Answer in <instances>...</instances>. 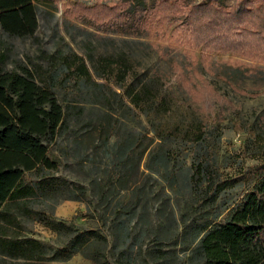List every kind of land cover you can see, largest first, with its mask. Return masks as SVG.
<instances>
[{
    "label": "trees",
    "instance_id": "trees-1",
    "mask_svg": "<svg viewBox=\"0 0 264 264\" xmlns=\"http://www.w3.org/2000/svg\"><path fill=\"white\" fill-rule=\"evenodd\" d=\"M119 1L124 6L121 14L125 15L113 19L107 29L145 44L141 39L151 34L149 16L166 6L168 0ZM205 1L193 11L199 23L195 35L206 49L212 43L204 29L207 35L217 34L216 44L229 50H236L235 45L247 40L252 48L264 47L260 7L254 9L253 2L243 1L226 9L224 0ZM38 10L35 0H0V26L11 37H34L39 28ZM102 39H107L113 50L87 56L73 50L42 51V62L32 70L0 68V254L25 264H50L67 262L92 245L107 244L100 232L89 230L72 239L69 249L53 251L34 238L13 234L22 219L32 216L29 203L35 199L62 196L65 200L85 201L86 189L73 188L56 177L53 173L59 163L48 155L53 143L72 133L76 140L87 136L95 143L102 139L101 145L91 150L105 147L111 151L101 179L94 182V191L111 218L115 264H138L133 253L136 248L143 249L145 239L162 244L148 249L153 264H170L172 260L179 263L175 252L163 247L179 236V223L165 186L185 206L180 217L182 244L190 245L205 233L192 249L190 264H264V151L244 177L225 175L218 164L221 115L213 113L210 106L194 107L181 74L185 67L174 58L166 59L177 87H165L160 73L140 71L138 61L118 44L130 41ZM200 63L203 71L231 85L244 86L253 81L264 86V67L217 66L202 59ZM87 105L102 111L96 121L87 119ZM142 115L159 140L148 155L146 169L166 184L153 197L155 191L149 183L153 178L141 171L153 138L120 124L121 119ZM28 174L34 181H26ZM242 183L253 185L242 205L226 223L209 229L230 207L225 200L229 192ZM37 220L54 232L68 228L45 213ZM91 259L108 264L100 257Z\"/></svg>",
    "mask_w": 264,
    "mask_h": 264
},
{
    "label": "rangeland",
    "instance_id": "rangeland-1",
    "mask_svg": "<svg viewBox=\"0 0 264 264\" xmlns=\"http://www.w3.org/2000/svg\"><path fill=\"white\" fill-rule=\"evenodd\" d=\"M243 1L253 2L254 9L260 7L261 15H264V0H224V4L228 9ZM192 2V5H189L186 0H168L166 6L158 9L152 17L149 16L151 20L147 26L151 34L141 39L145 44H140L132 42V37H121L107 29L113 19L125 15L121 14L124 6L119 0H35L39 9V28L34 37H11L0 26V68L20 71L22 67H27L32 70L37 63L42 62V51L51 53L61 49L73 50L83 56L93 52H107L113 50L114 46L102 38L113 37L118 41L124 38L130 42L118 44L120 47H126L138 61L140 71L149 74L158 72L163 76L164 86L174 88L176 76L172 74L166 62V59L174 58L185 67L181 74L185 86L193 96L194 107L201 109L210 106L213 113L221 115L223 133L218 154L221 170L229 177L245 175L258 163L259 153L264 151V86L253 81L246 82L244 86L241 83L231 85L203 71L200 62L202 59L204 63L217 66L226 63L232 66L264 67V53L261 52L264 47L254 45L252 48L251 41L247 40L243 45H235L236 50H229L221 43L216 44L217 34L207 35V30L204 29V35L212 43L206 49L195 35L199 33V23H196L193 11L194 7L206 1ZM262 35L264 36V33ZM262 35L259 37H263ZM202 38L206 40L204 36ZM216 47L223 49H214ZM62 97L63 94H60V98ZM86 108L88 120L96 121L102 113L92 105H87ZM120 124L135 132H147L153 138V143L141 163V171L153 178L149 182L155 191L151 195L153 197L161 186L166 185L156 173L146 169L148 155L158 145L159 140L155 139L154 132L143 115L137 119H121ZM84 133L82 132V135ZM101 142L102 139H97L94 143L87 136L76 140L71 133L58 139V144L53 143L48 155L59 163L58 170L53 174L73 188L84 187L85 201L65 200L62 196L35 199L29 203L32 216L22 219L21 225L13 230L14 235L34 238L53 251L69 249L72 239L89 230L98 231L107 239V244L92 245L84 254L76 253L67 262L50 264H99L91 259L93 256L100 257L108 264H115L111 218L104 212V206L99 204L94 191V182L101 179L104 163L108 162L107 156L111 153L105 147L91 150L94 146L101 145ZM26 181L32 182L34 177L28 174ZM252 187L253 185L246 187L243 183L236 185L229 192L228 199L225 198L230 207L211 223L209 229L226 223L232 212L242 205ZM165 191L179 223V236L175 242H165L163 247L175 252L179 261L177 264H190L192 249L205 233L190 245L182 244L183 227L180 217L185 206L181 198L173 194L167 186ZM42 213L64 223L68 228H64L60 233L52 231L37 220ZM153 222L157 225L155 218ZM159 243L156 245L145 239L143 249L134 250L133 255L137 258V263L153 264L148 258V249L153 245L161 247L162 244ZM0 264L25 262L0 254ZM170 264H174L173 260Z\"/></svg>",
    "mask_w": 264,
    "mask_h": 264
}]
</instances>
